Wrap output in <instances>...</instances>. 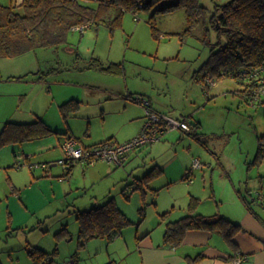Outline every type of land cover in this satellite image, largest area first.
<instances>
[{
	"label": "rangeland",
	"instance_id": "obj_1",
	"mask_svg": "<svg viewBox=\"0 0 264 264\" xmlns=\"http://www.w3.org/2000/svg\"><path fill=\"white\" fill-rule=\"evenodd\" d=\"M200 1L207 10L191 30L180 7L156 16L157 37L149 23L154 9H140L127 11L114 29H74L58 46L0 59V129L7 121L42 117L59 132L0 147V264H34L30 243L55 251L52 264H143L139 237L150 233L164 240L168 223L192 211L232 215L242 206L237 190L264 215L257 200L259 192L264 195V157L255 160L264 136V91L254 104L234 77L213 79L209 86L194 77L219 41L211 15L228 0ZM119 61L123 75L96 65ZM130 91L173 118L200 121L202 141L171 127L161 139L130 151L123 165L75 161L68 173L65 132L87 145L110 136L124 143L140 134L147 109ZM72 98L80 107L66 114L61 105ZM112 197L132 223L112 241L96 237L81 246L79 211Z\"/></svg>",
	"mask_w": 264,
	"mask_h": 264
},
{
	"label": "trees",
	"instance_id": "obj_2",
	"mask_svg": "<svg viewBox=\"0 0 264 264\" xmlns=\"http://www.w3.org/2000/svg\"><path fill=\"white\" fill-rule=\"evenodd\" d=\"M163 1L165 0H23L18 3L14 0L11 4L0 3V59L16 57L39 47L58 46L66 42L69 33L78 26L99 27L106 24L114 29L121 24L127 11L154 9L149 17V23L154 35L159 37L160 29L156 21L159 13L185 7L188 13V30H191L207 10L200 0H170L173 2L158 7ZM112 10H116L114 16L110 15ZM210 21L218 30L219 41L211 49L209 58L195 72L194 77L200 82H206L207 86L209 80L234 77L245 84L242 93L255 104L264 91V71H260L264 65V0H228L217 3ZM223 33L227 36L225 42L221 39ZM96 65L113 73L122 71L121 63L112 62L105 66L97 62ZM132 98L137 101V97ZM79 107L80 101L75 98L61 105L62 111L66 114L78 110ZM190 124L193 132L191 130L187 132L201 140L195 131L199 123ZM53 133L59 132L42 117L30 122L7 121L0 130V147L7 143L43 138ZM263 139L264 136L260 137L255 160L264 157ZM106 141L113 140L107 139L92 146ZM73 167L74 162L67 167L68 173L73 171ZM155 171L154 167L145 174L138 186H142ZM195 203L196 201L193 202ZM246 204L253 211L252 203L246 200ZM77 219L80 222L81 246H85L90 239L96 237L112 241L123 234L125 227L132 223L129 216L118 206L115 197L91 209L80 210ZM191 229L217 231L234 243L235 235L243 230V226L220 212L203 214L192 211L168 223L164 243L171 246L180 245L187 231ZM28 251L34 264H52L55 261V251L49 252L32 244L28 245ZM198 258L200 256L194 259Z\"/></svg>",
	"mask_w": 264,
	"mask_h": 264
},
{
	"label": "crops",
	"instance_id": "obj_3",
	"mask_svg": "<svg viewBox=\"0 0 264 264\" xmlns=\"http://www.w3.org/2000/svg\"><path fill=\"white\" fill-rule=\"evenodd\" d=\"M115 63L122 64V71L115 74L123 75L125 72V65L123 61ZM130 92H132L129 93L132 98V95L135 93V91ZM138 93L140 92L138 91ZM140 94L144 95L143 93ZM107 98L110 99L112 97L108 96ZM133 101L135 100L133 99ZM151 104L154 110L161 112V110L158 109L159 105L157 103H154L152 100ZM77 111L74 112L73 115H75ZM184 119H187L190 121V123H199V126L195 129V131H197L200 136L201 140L199 141H202V138L205 135L204 133L200 132L201 122L193 121L189 117ZM191 132H193V129H191ZM65 133L67 138H69V136H73V131H67ZM189 134L193 136V134ZM107 139H112L113 141L119 142L118 140H115L113 136H110ZM105 140H101L89 145L84 143L82 144L85 146H92ZM189 172L190 170L186 172V178L190 177ZM237 191L242 199V206H237V211H235V213L233 211V214L230 213L232 215L224 213L225 216L240 223L243 226V230L235 235L233 239L234 243L227 240L220 232L203 229H191L187 231L183 242L178 246L166 245L164 240L160 239L159 237L154 238L150 233H147L145 236L139 239V242L142 246L141 252L144 256L143 264H189V262H191L190 264H237L236 261L241 257L243 259L240 264H264V215H262V213L257 211L255 208H253L254 212L251 211L246 204V200H248L247 197L242 193L241 190ZM257 197V200H261V204L263 205L264 195L259 192ZM203 212L200 211V213ZM197 256H200V258L195 260L194 258ZM74 260L77 262L79 261L77 259ZM111 263L112 261H108L104 264Z\"/></svg>",
	"mask_w": 264,
	"mask_h": 264
},
{
	"label": "built area",
	"instance_id": "obj_4",
	"mask_svg": "<svg viewBox=\"0 0 264 264\" xmlns=\"http://www.w3.org/2000/svg\"><path fill=\"white\" fill-rule=\"evenodd\" d=\"M23 0H18L21 3ZM88 26H78L74 29L84 30ZM260 71H264V65L261 66ZM210 85L216 83L214 80H209ZM139 103H143L147 109V121L136 137L124 142L106 141L96 146L87 147L81 144L77 139L70 137L63 143L65 151V159L62 160L67 167L75 161H81L87 164H94L99 160H107L117 165H123L129 158L130 151L141 147L145 144L152 143L161 139L171 127H179L184 131H190L192 125L187 119L173 118L167 114L158 112L152 108L151 101L143 96H136ZM195 166H200L198 160L194 163ZM47 167V164H43ZM242 257L236 263L242 262ZM65 264H77V261L71 260Z\"/></svg>",
	"mask_w": 264,
	"mask_h": 264
}]
</instances>
